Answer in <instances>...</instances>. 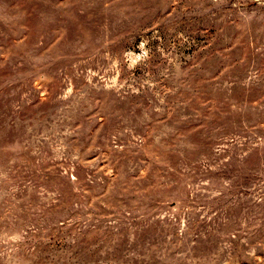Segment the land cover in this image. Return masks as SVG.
<instances>
[{
  "label": "rangeland",
  "instance_id": "rangeland-1",
  "mask_svg": "<svg viewBox=\"0 0 264 264\" xmlns=\"http://www.w3.org/2000/svg\"><path fill=\"white\" fill-rule=\"evenodd\" d=\"M0 264H264V0H0Z\"/></svg>",
  "mask_w": 264,
  "mask_h": 264
}]
</instances>
